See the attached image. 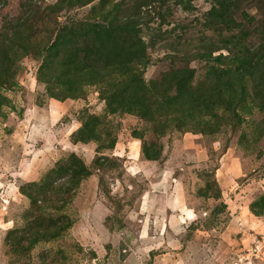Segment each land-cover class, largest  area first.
Wrapping results in <instances>:
<instances>
[{
  "label": "rangeland",
  "instance_id": "rangeland-1",
  "mask_svg": "<svg viewBox=\"0 0 264 264\" xmlns=\"http://www.w3.org/2000/svg\"><path fill=\"white\" fill-rule=\"evenodd\" d=\"M57 1L0 0V37L8 49L0 55L7 57L8 67L1 69L8 78L0 85L6 100L0 107V264H264V215L251 211H261L264 198L259 109L254 106L251 114L217 106L179 110L175 104L164 106L161 95L147 93L142 114L111 113L109 97L119 99L128 81L115 76L84 86L76 99L66 98V87L54 86L59 59L41 69L56 35L106 24L113 3L112 16L134 14L142 0H105L104 6L95 0L57 13L46 9ZM184 1H190L192 11L176 0L141 9L143 18L154 19L140 27L149 65L138 72L149 87L188 67L195 73L191 88L206 99L208 67L200 60L186 62L196 39L189 46L182 40L199 36L196 20L213 3ZM241 10L264 20V12L247 3ZM24 16L27 22L12 32ZM89 40H80L78 47H87ZM168 94L175 95L174 89ZM91 117L97 118L95 135L85 142L78 131ZM72 163L77 172L84 171L73 180L70 201L63 210H56L63 202L41 203L38 209L28 198L31 184L47 177L70 182ZM223 204L226 209L214 213ZM49 219L71 226L54 240L28 237L43 235V221ZM46 228L54 233L58 227ZM16 235L24 238L25 249L18 252Z\"/></svg>",
  "mask_w": 264,
  "mask_h": 264
},
{
  "label": "trees",
  "instance_id": "trees-1",
  "mask_svg": "<svg viewBox=\"0 0 264 264\" xmlns=\"http://www.w3.org/2000/svg\"><path fill=\"white\" fill-rule=\"evenodd\" d=\"M94 1L58 0L55 5L47 6L46 9L57 13L65 7L71 9L78 5L87 6ZM166 1L168 0H142L136 5L134 14L124 15L121 18L112 16L111 12L117 9L116 4L113 3L111 12L107 13L105 17L108 18L106 24L86 25L83 30L71 31L66 36L57 34L54 42L47 48L49 55L46 57L41 69L47 70L49 63L54 58L59 59L57 63L59 69L57 76H55L57 83L54 86H65L66 98L71 99H76V93L81 92L84 86L102 83L106 78L112 76H115L116 79L127 78L126 87L120 89L122 91L121 97L119 99H116L117 95L109 97L110 102L107 107L111 113L122 110L130 114H142V110H147L144 103L146 99H143L144 95L155 93L163 97L164 106L166 104L174 107L175 104L179 110H196L198 107L203 110H214V107L217 106V109L223 107L224 110L230 112L249 110L248 113L251 114V110L255 106L262 115L263 120L260 124H264V20L256 21L255 16L241 10V4L244 2L255 8L257 12L263 13L264 0H211L213 5L209 11L202 15L201 20L199 18L196 20L197 23H201L199 36L182 40L185 43L183 45L189 46L191 41L196 39L195 51L188 54L186 62L200 60L205 62L208 67L206 73L211 84L210 96L206 99H201V96H197L194 89L191 88L195 73L194 70L188 67L174 70L162 83H152L149 87L138 72L140 71L139 68L145 69L149 65L147 45L141 37L140 27H147L149 21L154 19L146 20L142 17L140 11L141 9L151 10L155 7V4L165 3ZM100 3L104 6L105 0H100ZM176 3L181 5L185 11H192L193 9L190 1L176 0ZM238 14H241V20L237 18ZM157 15L163 19L162 13L158 12ZM27 20L28 16L21 17L18 26H14L12 32L19 30L20 26L24 25ZM205 31L212 34L207 36ZM86 38L90 39L88 46L85 48L78 47L77 43ZM177 39V45L181 44L182 38ZM0 40V55H7L8 49L4 45V39L1 38ZM177 51L174 50V52ZM62 53L64 54L63 57L61 56ZM5 55V59H0V85L4 84L8 78V74L5 72L8 69ZM4 68L5 70L1 71ZM106 82L108 81L106 80ZM49 87L48 89L53 88L51 84ZM172 89H174L175 95L168 94ZM213 97L215 100L210 102ZM51 98L64 101L63 98L57 95H53ZM5 101L0 95V107L4 105ZM96 121L97 118L95 117L89 118V124L86 123L78 131V138H87L83 140L85 142L94 139L93 125ZM261 129L264 132V128ZM160 153L159 150L154 154L158 157ZM148 159L155 160V157L148 156ZM68 169L73 172L72 182L64 181L61 183L47 177L40 183L31 184L33 192L28 194V198L32 200L34 205L39 204L38 209L41 210V203L44 204L42 207H55L56 204L54 203L63 202L56 208L59 211L63 210L66 203L70 201L68 196L77 184L73 180L84 169L77 172L74 163ZM260 204L261 209L264 210V198L260 199ZM225 209L226 206L223 204L214 213H220ZM262 210L257 212L255 207H252L251 211L256 216H262L264 215ZM30 220L39 225L42 223L40 218L33 217ZM43 223L46 227L55 228L57 226L58 228L52 233L51 229L44 227L42 228L45 231L43 235L32 233L33 235H28V237L41 236L39 239L54 240L60 236L62 231L71 226V223H69L67 226L59 227L57 223H53L52 219H49L47 224L45 220ZM39 227H42V225ZM14 237L17 240L14 251L18 252L25 249L21 245L22 242H20L24 241L23 235ZM8 238L13 239L11 236ZM36 239L33 240L31 245L34 246Z\"/></svg>",
  "mask_w": 264,
  "mask_h": 264
}]
</instances>
